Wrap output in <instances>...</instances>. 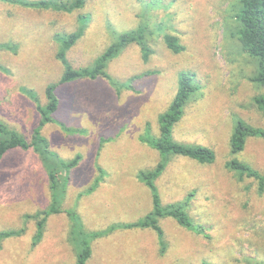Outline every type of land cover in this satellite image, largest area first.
Listing matches in <instances>:
<instances>
[{
  "label": "rangeland",
  "instance_id": "1",
  "mask_svg": "<svg viewBox=\"0 0 264 264\" xmlns=\"http://www.w3.org/2000/svg\"><path fill=\"white\" fill-rule=\"evenodd\" d=\"M236 11L234 0H88L70 13L0 1V44L12 48L0 50V121L27 140L38 130L58 162L81 156L75 167L57 169L54 194L61 212L47 217L39 237L36 222L50 202L47 170L32 149L0 160V232L17 233L0 241V264H76L67 212L84 234H98L86 264H264V192H257L254 180L239 182L224 169L226 161L238 159L264 172L263 140L249 139L242 153L229 154L238 119L264 129V115L251 103L264 87L249 81L257 67L236 39ZM80 16L88 17L84 26ZM140 26L152 50L147 61L132 44L105 70L117 86L131 81L130 88L118 92L102 77L58 85L53 122L40 126L36 107L63 73L55 35L82 31L66 52L68 63L79 68ZM166 35L183 50H168ZM183 71L194 74L197 89L172 137L211 149L215 161L171 157L155 185L163 205H182L190 226L162 218L159 238L151 229L124 226L151 211L138 174L154 169L161 156L145 142L158 135L157 118Z\"/></svg>",
  "mask_w": 264,
  "mask_h": 264
},
{
  "label": "trees",
  "instance_id": "2",
  "mask_svg": "<svg viewBox=\"0 0 264 264\" xmlns=\"http://www.w3.org/2000/svg\"><path fill=\"white\" fill-rule=\"evenodd\" d=\"M10 5H16L25 9H51L53 12L70 13L80 10L84 7L88 0H72L63 3L59 0H0ZM236 1V2H235ZM237 11L234 21L237 24L236 39L240 45L241 51L253 59L257 70L250 78V82L258 87H264V0H234ZM79 21L83 26L87 23V16H80ZM144 28L140 26L134 31L120 34L89 66L74 68L67 61L66 52L77 42L82 36V31L78 30L68 36L55 35V40L59 43L55 59L63 66V73L57 84H51L45 89V104L36 107L40 116V126L45 122H53V115L58 109V98L55 89L58 85L73 83L80 80H95L96 78H104L108 84L118 92L121 88H130L131 81L123 86H117V81L111 80L105 73L108 64L130 45L137 44L140 46L141 58L147 61L152 50L144 41ZM165 46L173 53L183 50L178 44L177 38L166 35L163 39ZM8 44H0V50H11ZM1 69V67H0ZM153 74V73H152ZM194 74L189 72H180L177 79L176 92L169 103L166 111L157 118L158 135L150 136L145 142L150 148L157 151L161 156V161L156 167L150 171H142L138 174V180L149 190L151 197V211L141 220L125 225L126 229H151L159 238L163 234L159 225L162 218L173 219L180 227H189L190 221L185 214L182 205L161 203L160 196L157 192L155 181L164 172L166 165L171 157L179 156L190 159L201 165H211L215 161L214 152L206 147L199 145H186L175 141L172 137L174 126L181 120L184 108L191 99L192 94L197 89L192 83ZM137 78V77H136ZM135 77L133 79H136ZM22 93L33 98L31 93L21 89ZM252 105L257 111L264 115V95L252 98ZM249 139H259L264 141V129L254 127L247 122L238 119L233 127V131L229 137V154L236 155L243 152L246 142ZM19 149L28 151L32 149L38 155L43 166L47 170L48 191L50 194V202L47 209L43 212L41 220L36 222L38 237L41 235L43 224L49 215L59 214V202L61 198L55 200V190L57 187V169L65 170L73 168L79 162L81 156L76 155L72 160L67 162H58L55 158L48 154L47 141L40 136V133L34 131L30 140L22 135L14 132L8 125L0 121V160L7 154ZM224 169L230 173H234L235 179L242 182L245 179H252L257 184V192H264V172H259L252 168L249 164L239 161L238 159H230L225 162ZM63 182V181H62ZM67 216L71 220V230L69 240L73 241L76 246V264H86L91 256V242L95 240L98 234L92 232L84 234L79 219L74 213L67 212ZM17 234L13 231L0 232V241ZM39 240V239H36ZM207 264V263H202Z\"/></svg>",
  "mask_w": 264,
  "mask_h": 264
}]
</instances>
